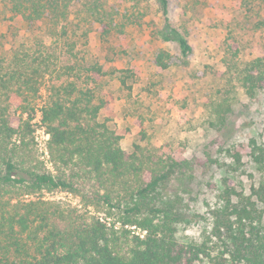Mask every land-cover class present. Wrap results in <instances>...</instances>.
Wrapping results in <instances>:
<instances>
[{
  "label": "trees",
  "instance_id": "trees-1",
  "mask_svg": "<svg viewBox=\"0 0 264 264\" xmlns=\"http://www.w3.org/2000/svg\"><path fill=\"white\" fill-rule=\"evenodd\" d=\"M77 1L0 0V5L26 25L66 28ZM158 1L167 21L159 37L176 42L189 57L188 36L168 22L169 0ZM105 4L82 2L104 35H122L125 23ZM46 48L23 43L0 56V264H198L214 257L221 264H264V176L241 203L233 202L237 191L226 184L211 232L224 246L220 255L209 240L180 242L181 198L170 189L174 180L193 181L194 160L149 144L124 149L123 134L101 119L107 105L98 91L102 67L61 62L60 53ZM229 48L234 55L240 50L234 38ZM67 53L75 58L73 48ZM170 59L160 50L158 67L168 68ZM240 66L239 81L249 95L264 89V55ZM44 86L47 95L41 98ZM38 114L50 134L48 159L36 140ZM252 156L264 171V145H255ZM57 189L81 194L83 206L44 198V190Z\"/></svg>",
  "mask_w": 264,
  "mask_h": 264
},
{
  "label": "rangeland",
  "instance_id": "rangeland-1",
  "mask_svg": "<svg viewBox=\"0 0 264 264\" xmlns=\"http://www.w3.org/2000/svg\"><path fill=\"white\" fill-rule=\"evenodd\" d=\"M103 1L125 23L122 35H104L102 25L87 18L83 0L73 5L66 28L26 25L2 2L0 56L23 43L37 44L60 53L61 62L101 66L98 91L107 99L101 119L123 134V148L149 144L194 160L193 181L174 180L170 189L181 198L177 238L182 243L209 240L220 255L224 246L211 232L226 184L238 193L233 202L241 203L264 176L252 156L255 145H264V89L249 95L237 71L242 62L264 55V0H169L168 22L188 36L193 45L189 57L181 55L176 42L159 37L167 21L158 0ZM232 38L240 47L237 55L229 48ZM70 47L76 59L67 53ZM160 50L171 54L166 69L156 62ZM36 122L41 127L40 114ZM47 165L57 173L53 164ZM44 198L84 203L81 194L69 190H44Z\"/></svg>",
  "mask_w": 264,
  "mask_h": 264
},
{
  "label": "built area",
  "instance_id": "built-area-1",
  "mask_svg": "<svg viewBox=\"0 0 264 264\" xmlns=\"http://www.w3.org/2000/svg\"><path fill=\"white\" fill-rule=\"evenodd\" d=\"M41 132L42 133V136H37L36 135V140L38 142V147L40 148V151L42 153V157L44 159H48L49 157V151H48V140L50 138V134L46 132L45 128L43 126L39 127L37 129V132L36 133H39Z\"/></svg>",
  "mask_w": 264,
  "mask_h": 264
}]
</instances>
